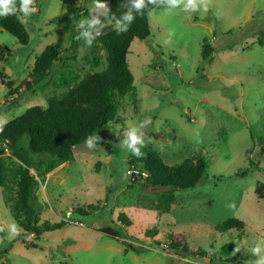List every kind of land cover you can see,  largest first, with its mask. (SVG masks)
I'll list each match as a JSON object with an SVG mask.
<instances>
[{
	"label": "rangeland",
	"instance_id": "rangeland-1",
	"mask_svg": "<svg viewBox=\"0 0 264 264\" xmlns=\"http://www.w3.org/2000/svg\"><path fill=\"white\" fill-rule=\"evenodd\" d=\"M196 3V11L182 6L169 11L168 0H155L149 37L130 44L133 90L117 100L114 119L94 134L91 147L75 146L72 159L43 178L29 168L40 221L64 220L61 227L37 237L28 233L22 241L23 230L3 198L4 190L14 198L15 186L0 187V264H255L259 259L251 249L264 242V196L256 194L264 184V0ZM30 8L27 16L19 13L29 33L26 45L0 27V44L10 49L9 57L0 59V125L60 95L65 89L56 82L62 73L82 77L105 66L98 44L72 33L74 27L86 32L101 27L77 25L100 20L106 6L97 8L96 0H33ZM57 40L66 50L33 84L35 57ZM205 46L212 47L206 59ZM93 57L100 59L96 67ZM132 131L135 144L128 139ZM147 145L169 165L193 156L205 160L200 181L173 190L167 211L161 201L166 188L123 176L134 167L128 156ZM5 159L11 168L21 164L8 150ZM89 204L95 209L76 211ZM119 213L128 226L120 224ZM231 217L243 221V228L220 231ZM115 224L124 230L120 238L96 230ZM11 225L17 234L10 238ZM150 229L157 232L148 235ZM176 233L181 248L173 251L168 243ZM126 244L133 248L125 250Z\"/></svg>",
	"mask_w": 264,
	"mask_h": 264
},
{
	"label": "trees",
	"instance_id": "trees-1",
	"mask_svg": "<svg viewBox=\"0 0 264 264\" xmlns=\"http://www.w3.org/2000/svg\"><path fill=\"white\" fill-rule=\"evenodd\" d=\"M106 6L100 25L97 30L86 32L74 27L72 38L76 36L92 40L97 43L105 53V66L101 70L86 73L84 76L77 72L68 71L60 75L56 86L64 88L60 95L48 97L45 105H33L23 113L13 117L0 125V187L7 189L9 183L15 186V197L10 198L4 190L3 198L9 205L17 225L23 230L20 233L22 241L26 234L35 237L49 230L61 227L65 221L50 222L40 221L38 201L34 192L36 180L30 173L33 167L38 175H43L59 165L70 161L73 157V148L85 143L87 138H92L101 127L113 120L116 115L117 100L133 90V74L131 73L127 54L133 39L144 40L149 37L148 13L154 7L155 0L149 3L145 0V7L139 10L132 7L133 0H102ZM17 11L15 14L5 15L0 18V27L12 34L19 43L26 45L29 42V33L24 22L19 17L20 1L14 0ZM131 13L133 19L126 21L123 17ZM103 27L112 29L103 35L97 31ZM73 28V27H72ZM88 33V36L83 35ZM66 50L63 40H57L47 45L34 59L31 70L37 83L44 77L52 64L59 60L61 53ZM212 47L205 46L202 57L208 58ZM10 49L0 44V59L6 60ZM99 57L92 58V66L99 64ZM10 84V83H9ZM27 90L31 89V82H27ZM14 139V144L6 142L5 138ZM3 144L7 146L9 154L18 159L21 164L13 168L7 165ZM140 155L128 156V165L138 166L146 171L147 176L141 177L147 185L164 187L161 193L163 209L167 211L173 202V190L194 187L205 172L203 157L185 158L176 165L166 164L158 153L149 145L139 151ZM33 156H37L35 159ZM136 176V175H134ZM134 181V177L129 178ZM256 194L264 196V184L256 187ZM95 209L92 204L78 208L79 213H87ZM120 224L128 226L129 219L124 213H119ZM105 226L96 230L112 238H120L124 232L122 226ZM243 221L231 217L224 220L217 228L225 231L231 228H243ZM157 231L150 229L148 235ZM180 234L172 235L168 243L169 248L178 251L181 248ZM28 246L36 247L37 244L26 242ZM7 245V247H10ZM133 248L126 244L125 250ZM5 249L2 254H6Z\"/></svg>",
	"mask_w": 264,
	"mask_h": 264
},
{
	"label": "clouds",
	"instance_id": "clouds-1",
	"mask_svg": "<svg viewBox=\"0 0 264 264\" xmlns=\"http://www.w3.org/2000/svg\"><path fill=\"white\" fill-rule=\"evenodd\" d=\"M33 0H21L19 11L24 14V16H27L30 12L34 11V9L30 8V5L32 4ZM149 3L154 2V0H148ZM168 9L171 11L172 9L176 8L177 6H182V8L185 11H196L197 10V3L196 0H168ZM96 7L97 8H104L105 4L103 2H100V0H96ZM132 7L139 10L141 8L145 7V0H133ZM17 11L16 5L14 0H0V16L15 14ZM126 21L131 22L133 17L131 13L126 14L123 17ZM85 23L90 24H97L100 23L99 20L93 19L91 22L88 20H82L78 23L77 27H82ZM83 35L88 36V33H84ZM92 138H95V136H91ZM92 138H87L85 143H87L90 147L92 146ZM128 139L131 142V144H135L138 140V137L134 134V131L129 132ZM137 155H140L137 151ZM17 234V228L15 225L10 226V238ZM252 253L254 255L259 256V259L255 261V264H264V255H261V253H264V242H259L256 244L255 247L251 249Z\"/></svg>",
	"mask_w": 264,
	"mask_h": 264
},
{
	"label": "water",
	"instance_id": "water-1",
	"mask_svg": "<svg viewBox=\"0 0 264 264\" xmlns=\"http://www.w3.org/2000/svg\"><path fill=\"white\" fill-rule=\"evenodd\" d=\"M112 28L111 27H103L101 28L100 30L97 31V35H103L105 33H107L108 31H110ZM6 142L10 143V144H14V139H11L9 137H6L5 138ZM124 178H129V175H128V172L124 173ZM131 177H134V179H140L141 178V175H136V176H132Z\"/></svg>",
	"mask_w": 264,
	"mask_h": 264
},
{
	"label": "built area",
	"instance_id": "built-area-1",
	"mask_svg": "<svg viewBox=\"0 0 264 264\" xmlns=\"http://www.w3.org/2000/svg\"><path fill=\"white\" fill-rule=\"evenodd\" d=\"M3 150H4V153L7 152L8 148L6 145L3 144ZM128 174L129 175H141V177H146L147 176V173L146 171H143V170H139L137 169L135 166L134 167H130V169L128 170Z\"/></svg>",
	"mask_w": 264,
	"mask_h": 264
}]
</instances>
